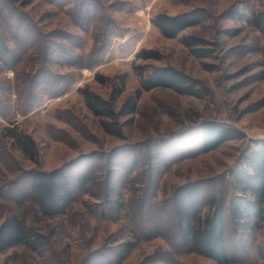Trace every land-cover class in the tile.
I'll return each mask as SVG.
<instances>
[{"label":"rangeland","instance_id":"374dc122","mask_svg":"<svg viewBox=\"0 0 264 264\" xmlns=\"http://www.w3.org/2000/svg\"><path fill=\"white\" fill-rule=\"evenodd\" d=\"M99 1L103 8L95 16L94 25L86 30L76 27L67 5L28 0L20 6L19 18L33 27L34 39L26 38L18 43L15 38V48L29 44L28 51L32 53L41 36L59 31V55L52 63L48 62L56 75L27 76L25 72L31 67L22 70L23 63L18 70L8 68L0 72V82L9 86L12 102L16 97L20 103L24 101L25 97L22 99L19 94H23L21 88H25V83L31 80L38 86L29 97L34 105L23 113L15 109L19 107L14 101L13 115L19 128L34 138L39 160L38 164L33 163L6 143L7 154L0 159V185L20 171L34 167L50 170L66 165V170L75 174L94 164L102 174L104 160L92 158L94 163L90 165L86 156L93 152L111 154L115 173L121 174L117 190L126 202L139 193L137 178L146 171L151 172L144 192L148 194L146 202L167 198L176 184L188 180H202L206 193L219 192L223 186L221 176L226 181L231 178V170L237 167L238 156L248 139H264V33L252 23L253 13L264 9V0ZM193 8L203 10L205 18L174 37H165L150 22L157 12L176 14ZM29 17L36 25L30 23ZM10 26L11 34H17L16 20ZM103 28L108 30V36L99 37ZM6 31L9 33L10 27ZM185 35L202 38L205 42L200 46L209 55L195 56L183 42ZM47 40L45 37L43 43ZM141 47L155 49L160 54L158 59L134 60V64L145 67V76L154 68L170 65L195 78L206 93L195 96L170 88L142 89L132 68L134 54ZM39 48L40 57L30 54V63H39L45 57L44 45ZM60 48L77 54V61L64 58L65 52ZM79 63L82 67L77 66ZM95 72L102 74V82L95 78ZM16 84H21L18 90ZM85 84L103 98H109L115 108L126 97L135 98L131 121L121 118L123 139L106 133L98 117L88 110L77 90ZM118 87L120 91H116ZM205 120L235 127L246 137L230 139L202 151L197 141L198 127ZM5 123L0 116V128ZM163 141L170 147L165 148L163 155L156 156L149 168L147 155L141 148ZM178 142H182L181 147L176 146ZM10 187L22 200L9 199L12 195L4 187L0 221L10 213L18 215L42 234L43 248L34 251L23 245L10 247L0 251V264H116L112 260L113 251L124 241H131L133 247L117 264H218L185 251L174 243L175 237L168 239L151 231H139L134 225L138 219L134 220L127 209L107 216L89 212L86 204L99 201L94 188L81 189L65 213L45 216L26 198L27 176L17 177ZM162 214V221L170 225L169 208H164ZM225 228L230 253L225 264H264V258L255 250L257 234L241 233L229 221Z\"/></svg>","mask_w":264,"mask_h":264},{"label":"trees","instance_id":"16d2710c","mask_svg":"<svg viewBox=\"0 0 264 264\" xmlns=\"http://www.w3.org/2000/svg\"><path fill=\"white\" fill-rule=\"evenodd\" d=\"M47 1L60 7L67 5L74 15L76 27L82 30L94 25L95 16L100 13L101 7L103 8L99 0ZM27 2L28 0H0V72H4L8 68L18 70L17 68L23 63L22 70L31 67L29 71L25 72L27 76H36L42 73L56 75L49 68L48 62L52 63L53 58H57L59 55V31L41 36L38 45H44L46 54L39 63L37 61L30 63V58H28L30 54H34L35 58L40 57L39 53L42 51L38 45H34L32 53L28 51L29 44L25 48L18 47V49L14 46L15 38L18 43L26 38H29L30 41L34 39L32 36L33 27L27 23L26 25L19 18L21 16L20 6ZM204 18L203 10L193 8L176 14L157 12L151 17L150 22L165 37H174L186 27L200 23ZM29 19L33 26L36 25L30 17ZM15 20L18 33L11 34L10 25ZM252 23L264 33V9L253 13ZM6 27H10L9 33L6 31ZM107 31L103 28L99 37L108 36ZM45 37L48 40L43 43ZM106 40L107 38L104 41L106 42ZM183 42L190 47L195 56L209 55V51L200 46L205 42L202 38L185 35ZM65 45L67 46V44ZM61 49L65 52L64 58L77 61V54H71L63 48H60V51ZM159 56L157 50L150 48L141 47L135 52L132 68L139 76L142 89L170 88L177 93L195 96L206 93L197 85L195 78L180 69L164 65L154 68L145 76V67L141 63L134 64L136 59H158ZM36 64L38 66H35ZM77 66L82 67V64L79 63ZM95 78L100 82L103 81L102 74L98 72H95ZM16 86L18 90L21 84H16ZM23 87H25L21 88L23 94H19V97L22 99L25 97V99L20 103V99L16 97L13 102L16 101V106L19 108H15L10 99L9 86L0 82V116L6 120V123L0 128V159L3 154H7L5 145L8 143L10 147L18 149L25 157L38 164V150L34 138L19 128L16 119H14L16 115H13L14 108L25 113L34 105V101H29V97L38 86H35L30 80ZM77 90L81 93L88 110L98 117L100 127L106 133L123 139L125 136L121 118H124L126 122L131 121L129 116L135 111V98L126 97L120 106L115 108L109 98H103L86 84L79 86ZM120 90L121 88L118 87L116 91ZM55 93H59V90ZM198 130L200 136L197 141H199L202 151L214 149L230 139H245L246 137L243 131L215 120L200 122ZM181 143L178 142L176 146L181 147ZM167 146L170 147L167 142L163 141L152 145L148 143L147 146L141 148L147 155L149 168L153 165L156 156L163 155ZM86 156L91 162L90 165L94 163L92 158L104 160V163L101 164L102 174L98 173V167L96 168L94 164L75 174H70L68 169L66 170V165H60L50 170L34 167L20 171L15 178L0 185V197H3L4 192L8 191L12 195L9 199L21 202V196L13 194L10 185L17 181V177L20 179L27 176L26 198L36 206L41 214L57 216L65 213L71 203L76 200L81 189L87 190L91 187L96 191L95 198L99 199L96 203L88 202L86 204L87 210L93 214L107 216L118 213L121 209H127L134 220L138 219L134 221V225L139 228V231H151L158 235H164L168 239L175 237L174 243L184 248L185 251L202 255L218 264H225L230 260L225 228L226 221H229L241 233L258 235L255 250L260 257L264 258V139H248L246 146L238 156L237 167L231 170V178L226 181L225 176H221L223 186L219 192L206 193L207 191L202 187V180H188L176 184L168 197L161 201L146 202L148 194L144 195V192L150 171L144 172L137 178L139 193L135 197L133 196L132 200L126 202L117 190L121 174L118 171L119 175H116L111 154L91 152ZM211 181L219 182V179L211 178ZM164 208H169L171 213L170 225L162 221ZM241 243L244 244L243 239H241ZM16 245H23L28 249L39 251L43 248L42 234L18 215L10 213L0 221V251ZM132 247L131 241L118 244L117 250L113 251L112 260L116 264L120 263Z\"/></svg>","mask_w":264,"mask_h":264}]
</instances>
